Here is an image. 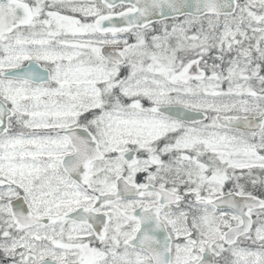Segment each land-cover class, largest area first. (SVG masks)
I'll list each match as a JSON object with an SVG mask.
<instances>
[{
	"label": "snow or ice",
	"instance_id": "1",
	"mask_svg": "<svg viewBox=\"0 0 264 264\" xmlns=\"http://www.w3.org/2000/svg\"><path fill=\"white\" fill-rule=\"evenodd\" d=\"M0 264H264V0H0Z\"/></svg>",
	"mask_w": 264,
	"mask_h": 264
}]
</instances>
